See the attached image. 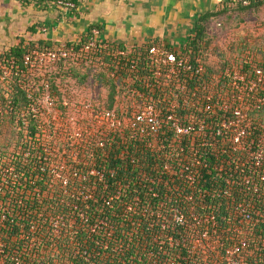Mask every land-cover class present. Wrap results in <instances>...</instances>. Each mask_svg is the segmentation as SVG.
Returning a JSON list of instances; mask_svg holds the SVG:
<instances>
[{"label":"trees","instance_id":"trees-1","mask_svg":"<svg viewBox=\"0 0 264 264\" xmlns=\"http://www.w3.org/2000/svg\"><path fill=\"white\" fill-rule=\"evenodd\" d=\"M263 5L224 1L199 18L182 51L170 48L200 61L203 73L193 78L156 77L159 65L149 48L158 43L91 48L84 37L67 44L75 48L74 58L33 69L24 65L25 54L61 43L0 54V77L10 72L7 87L0 86V264H264V161L255 166L264 150V85L253 98L237 99L254 70L264 71V49L244 55L243 43L238 59L217 67L207 62L210 21ZM39 70L47 77L37 76ZM246 73V82L233 84ZM66 78L84 86L92 78L107 92L101 103L83 109L74 130L65 127L60 106L58 80ZM46 93L60 106L51 121L41 103ZM148 104L159 112L157 134L135 119ZM207 104L215 114L204 112ZM224 105L227 112L219 111ZM236 106L250 108L240 144L221 126ZM106 112L120 121L116 128L101 120ZM202 119L210 126L200 131ZM175 122L194 130L180 135ZM236 248L235 259L226 254Z\"/></svg>","mask_w":264,"mask_h":264},{"label":"crops","instance_id":"crops-1","mask_svg":"<svg viewBox=\"0 0 264 264\" xmlns=\"http://www.w3.org/2000/svg\"><path fill=\"white\" fill-rule=\"evenodd\" d=\"M0 0V53L40 42L77 43L99 31L97 44L141 47L158 43L182 51L199 18L225 0Z\"/></svg>","mask_w":264,"mask_h":264},{"label":"built area","instance_id":"built-area-1","mask_svg":"<svg viewBox=\"0 0 264 264\" xmlns=\"http://www.w3.org/2000/svg\"><path fill=\"white\" fill-rule=\"evenodd\" d=\"M26 1V0H22ZM230 1V0H225ZM239 3H242L243 5H248V0H236ZM57 4L61 6H65L68 8H74L75 5L72 2L66 1V0H57ZM97 37H99V31L93 30L92 36L89 38V47L95 48L97 45ZM118 54L125 56L126 52L119 51ZM76 56V51L74 47L67 46V44H61L60 46L49 49L45 48L43 50L34 49L31 53L25 54L23 57L24 65L29 68H41L45 66H50L51 64L61 61L62 59L67 58H74ZM149 56L155 61L156 64H158V69L155 72L156 77H165V78H179L180 73H184L186 78H193L200 76L203 73V67L199 64L200 61L197 59L195 61H192L187 56H181L177 55L176 53L172 52L170 49H168L165 46H157L152 45L149 48ZM163 68L166 70V72L163 74ZM247 73L243 74L242 76H236L235 81L233 84L238 85V82H246ZM264 85V71L260 68H257L254 70L253 77L248 81V83L243 87H240L238 89L239 91V97H237L238 100H241L242 96L246 97H252V93L256 92L259 88H261ZM183 90V88H181ZM143 97V96H141ZM232 98H235L232 96ZM210 100V97L207 98ZM229 105H224L219 108V111L227 112ZM204 112L207 114H215L216 110L211 104H207L204 107ZM232 115L233 117H228L224 121H222L221 126L225 129L227 132H234L235 133V140L234 143L240 144L245 136L248 134L245 128L241 126V122L246 120L250 108L244 109L239 106L233 107L232 109ZM159 112L155 110L153 105H145L144 107L140 108L136 112L135 119L136 122L139 124H145L147 129V133L157 134L159 132V129L161 127L160 119H159ZM101 120H106L107 123H109L111 128H116V125L120 124V121H115V114L112 112H106L102 113ZM194 119H192V125H193ZM100 123V122H99ZM199 124V130L203 131L207 126H210L207 124L205 119L198 120ZM190 125L186 129L181 128V126L178 123H173V128L177 131L178 134L182 135L185 133H189L190 131L194 130V127ZM248 129L253 130V132L256 131L257 127H255L253 124L249 123L247 125ZM263 129H260L261 134L260 136L262 139H264V126L262 125ZM82 133L81 130L78 131L76 134L77 136H80ZM218 133H221V130L218 131ZM264 150L260 151L256 157H255V166H258L260 162L264 161ZM190 180H192L191 177H189ZM238 210V209H236ZM242 212V211H241ZM174 218L176 222L180 225H184L186 220L184 216L178 211L174 210ZM264 243V240L263 242ZM242 245L245 246L246 242L243 241ZM240 248H236L235 250H227L226 254L232 258H236V253L239 251ZM236 261H231V264H235Z\"/></svg>","mask_w":264,"mask_h":264},{"label":"rangeland","instance_id":"rangeland-1","mask_svg":"<svg viewBox=\"0 0 264 264\" xmlns=\"http://www.w3.org/2000/svg\"><path fill=\"white\" fill-rule=\"evenodd\" d=\"M207 35L209 41L207 62L214 67L221 65L224 61L238 59L240 52L244 50H242L243 43H247L244 55L247 49L249 51L256 47L264 49V5L244 12L230 10L227 14L210 21ZM12 48L15 47H11L4 52ZM39 71L41 73L40 75L37 73V76L47 77L45 74L47 71ZM53 71L51 69L49 73ZM9 76L10 72L8 71L4 73L3 77H0V86L7 87V84L3 81ZM89 79V85L87 86L80 85L69 78L63 81L62 79L58 80V83H61L63 92L60 96L62 101L60 106H63L66 114L65 122L67 123L65 127L69 126L70 130H74L78 121L82 119L81 117H85L86 113H83V109L86 110L93 104L98 105L106 97L107 92L103 85H95L93 79ZM8 81L6 82L8 83ZM48 94L46 93L44 98H41V103L47 114V116L45 115V120L51 121L49 117H53L60 106L52 103L47 96ZM59 125H61V122H58Z\"/></svg>","mask_w":264,"mask_h":264}]
</instances>
